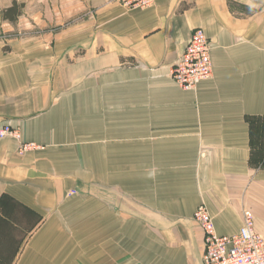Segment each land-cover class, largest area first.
Segmentation results:
<instances>
[{"label": "crops", "instance_id": "1", "mask_svg": "<svg viewBox=\"0 0 264 264\" xmlns=\"http://www.w3.org/2000/svg\"><path fill=\"white\" fill-rule=\"evenodd\" d=\"M61 1L46 34L0 16V264H203L201 205L264 237V0ZM195 29L213 72L187 91Z\"/></svg>", "mask_w": 264, "mask_h": 264}, {"label": "built area", "instance_id": "2", "mask_svg": "<svg viewBox=\"0 0 264 264\" xmlns=\"http://www.w3.org/2000/svg\"><path fill=\"white\" fill-rule=\"evenodd\" d=\"M156 0H134L130 6L145 9ZM211 42L201 29L192 31L182 55L171 67V80L184 90L191 91L201 81L211 77ZM11 136L20 138L18 130L8 125L0 129V138ZM35 146L21 143V155ZM193 220L199 226L203 240V264H264V237L256 229L253 214L243 211L242 227L236 235L218 236L209 213L204 206L194 211Z\"/></svg>", "mask_w": 264, "mask_h": 264}, {"label": "rangeland", "instance_id": "3", "mask_svg": "<svg viewBox=\"0 0 264 264\" xmlns=\"http://www.w3.org/2000/svg\"><path fill=\"white\" fill-rule=\"evenodd\" d=\"M14 2L18 3L20 14L30 15V13H34L39 16V25L40 29H42V33L46 34L50 32L49 26L53 29V31L55 30V26L53 24L57 19L54 17L51 18V15L56 13L57 10H60L62 4L61 0H0V16L2 20V11L11 7ZM50 21H52V24ZM8 22L9 24L11 23L10 27H13V29H15L16 22ZM31 22L32 19L27 21L25 20V27H30ZM26 23L29 24L26 25Z\"/></svg>", "mask_w": 264, "mask_h": 264}, {"label": "trees", "instance_id": "4", "mask_svg": "<svg viewBox=\"0 0 264 264\" xmlns=\"http://www.w3.org/2000/svg\"><path fill=\"white\" fill-rule=\"evenodd\" d=\"M19 14V6L16 2H14L11 7L2 11L3 20H8L10 22H15Z\"/></svg>", "mask_w": 264, "mask_h": 264}]
</instances>
